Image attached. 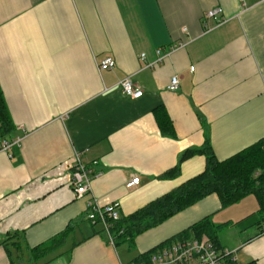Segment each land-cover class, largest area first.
Here are the masks:
<instances>
[{
	"label": "crops",
	"instance_id": "obj_1",
	"mask_svg": "<svg viewBox=\"0 0 264 264\" xmlns=\"http://www.w3.org/2000/svg\"><path fill=\"white\" fill-rule=\"evenodd\" d=\"M107 58L115 68L100 71ZM0 87L15 125L0 138V264H136L204 220L235 263L264 264V215L239 225L258 216L255 195L226 208L210 195L133 244L87 219L94 201L125 219L203 174L206 156L181 163L187 151L209 145L225 162L264 142V0H0ZM77 157L91 171L82 199Z\"/></svg>",
	"mask_w": 264,
	"mask_h": 264
},
{
	"label": "trees",
	"instance_id": "obj_2",
	"mask_svg": "<svg viewBox=\"0 0 264 264\" xmlns=\"http://www.w3.org/2000/svg\"><path fill=\"white\" fill-rule=\"evenodd\" d=\"M14 132L15 125L0 87V138L11 139ZM196 153H202L206 156V171L130 217L121 219L114 232L116 240L133 244L138 236L160 226L176 214L214 194L219 197L224 208L240 202L248 195H255L260 204L258 216L257 214L251 215L241 221L239 225L248 227L262 224L260 215H264V142L225 162H219L208 145L200 152L187 151L182 156L181 163ZM179 167L166 174L164 178L177 175ZM189 233L195 234V238L207 234L217 246L215 233L208 220L197 224L191 231L185 232L177 239H192ZM39 254L33 253L34 256ZM146 257L148 259V256ZM226 264L237 263L228 260Z\"/></svg>",
	"mask_w": 264,
	"mask_h": 264
},
{
	"label": "built area",
	"instance_id": "obj_3",
	"mask_svg": "<svg viewBox=\"0 0 264 264\" xmlns=\"http://www.w3.org/2000/svg\"><path fill=\"white\" fill-rule=\"evenodd\" d=\"M244 2V0H241ZM222 10H214L207 13L206 18L215 23L222 24ZM181 48V45L174 47L172 51ZM161 62V51L157 52ZM144 57V56H143ZM113 58H107L99 65L100 71H108L115 68ZM180 81L178 77H173L169 85V90L175 92L179 89ZM123 93L133 99L142 97L143 92L137 89L130 79L121 83ZM20 139H14L3 145V150L10 152L13 148L20 146ZM96 164V163H94ZM140 183L139 177H134L127 185L132 188ZM72 188L77 198L82 199L90 195L91 192V171L86 165L81 163L77 157L72 165ZM120 204L113 203L101 206L97 202L89 203L87 219L93 225L100 224L107 234L110 242L115 244L114 232L120 218ZM264 235V225L261 228ZM228 260L233 261V252L225 251L217 247L209 237L201 239H182L173 244L163 246L156 250L148 259L136 264H226ZM234 262V261H233Z\"/></svg>",
	"mask_w": 264,
	"mask_h": 264
},
{
	"label": "rangeland",
	"instance_id": "obj_4",
	"mask_svg": "<svg viewBox=\"0 0 264 264\" xmlns=\"http://www.w3.org/2000/svg\"><path fill=\"white\" fill-rule=\"evenodd\" d=\"M248 199H252V201H256L255 198H253V197H250ZM248 199L245 200L246 203H248L247 202V201H249ZM207 236L210 237L209 235H207ZM118 248H120V255H122L123 259L127 258V260L131 261L133 258H135L137 252L135 250L130 251L129 244H118ZM123 261H125V260H123Z\"/></svg>",
	"mask_w": 264,
	"mask_h": 264
}]
</instances>
